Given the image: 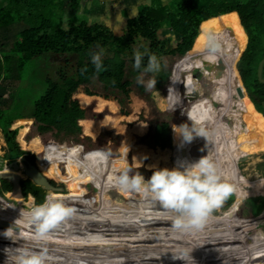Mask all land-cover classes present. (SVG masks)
Instances as JSON below:
<instances>
[{
    "label": "trees",
    "instance_id": "16d2710c",
    "mask_svg": "<svg viewBox=\"0 0 264 264\" xmlns=\"http://www.w3.org/2000/svg\"><path fill=\"white\" fill-rule=\"evenodd\" d=\"M79 1L72 0L74 13L65 23L64 0H0V126L9 162L17 164L23 158L58 190L71 192L79 204L101 210L100 223L112 226L106 236L117 243L136 232L116 227L128 221L123 220L126 209H132V220L137 222L159 221L157 210H165L163 206L145 210L159 204L123 187L119 177L124 170L148 180L157 169L199 160L194 150L202 137L184 143L173 125L195 123L210 134L208 117H232L221 137L217 132L211 143L205 140L197 149L200 158L210 155L229 172L234 168L236 173L244 154L264 151V82L258 77L264 59V0H131L136 14L125 13L112 26L78 14ZM105 2L90 0L85 5L88 14L93 17ZM18 21L26 27L12 36L11 43L4 35ZM167 28L174 34L168 36ZM100 48L104 54L97 71L91 56ZM137 51L142 55L139 69L133 67ZM152 55L161 65L158 73L144 71ZM238 60L240 77L234 67ZM232 69L239 85H234ZM192 75H199L214 93L221 94L225 109L213 107L212 102L209 116L201 101L204 97L193 93L192 98L187 90L193 86ZM153 77L155 88L148 90ZM9 87L18 88L12 100L5 95ZM221 145L232 152L225 166L215 153ZM0 179L2 191H14L11 180ZM242 182L241 190L264 186V179ZM22 187L25 197L33 195L29 206L35 197L38 203L44 201L42 186L24 179ZM64 196L49 195L62 202ZM251 198L264 209L262 197ZM218 223L219 218L212 217L199 230L213 239ZM61 228L70 229L62 222L52 231ZM99 232L82 239L75 229L65 237L72 234L78 246L93 249L106 242ZM215 249L230 264L225 249L219 244ZM263 258L258 252L255 259Z\"/></svg>",
    "mask_w": 264,
    "mask_h": 264
},
{
    "label": "rangeland",
    "instance_id": "374dc122",
    "mask_svg": "<svg viewBox=\"0 0 264 264\" xmlns=\"http://www.w3.org/2000/svg\"><path fill=\"white\" fill-rule=\"evenodd\" d=\"M64 1L67 2L64 5L66 10V13H64V18H65L64 21L66 23L74 12L71 7L72 0H64ZM138 1L148 2L149 0H138ZM88 3H90V0L79 1L80 5L78 8V14L85 15L86 17L90 16L91 20L103 22L109 26H112L115 23L119 24L120 21L124 19L125 13L129 15H134L137 12L136 9L137 6L131 0L128 1L107 0V2H105L104 9H102L100 12H96V10H94L95 14L93 15V17H91V15L88 14L89 12L87 11V6L85 7V5ZM95 8L98 9L97 6H95ZM58 11L62 12V9L59 8ZM25 27L26 25L24 21H18L17 23L12 24L11 27L6 31L4 38L5 39L11 38V43H12L14 40L12 36H17L18 34H20V32L24 30ZM166 31L168 36L174 34L170 28H167ZM238 63L239 60L236 62V64L234 63L233 64L235 70L238 72L240 77ZM232 71H233L232 79H234L235 81L234 85L235 86L236 84L239 85L238 84L239 79L236 76L237 74H235L233 69ZM263 75L264 73L262 74V78L259 76V69H258V77L261 82L264 81ZM198 76L192 75L191 78L194 81L193 86H189L187 88L188 91H192L191 97L193 98V93L200 94L201 96L204 97L201 101L203 106L209 111V116H211L210 103L212 102H213L212 103L213 107L219 108V110L225 109V107H223L224 103L222 102L220 96L221 94L214 93L205 83L202 82V80ZM17 89L18 88L16 87H9V89H7L5 95L9 100H12L11 97H13V95L16 93ZM222 115L223 114H221L220 116ZM225 116L224 117L222 116V118L220 119H214L212 117L210 118L208 117V120H210V123H208V128L211 129V133L207 141H209L210 143L211 141H213V137L215 134H217V132L221 137L222 133L225 132L223 130H225L226 125L231 124L232 117L228 118ZM217 117H219L218 114ZM219 121L223 122V124H220ZM199 127L201 126L199 125ZM219 132L222 133L220 134ZM205 140L206 138L202 137L199 146H197V148L194 150V155L196 156L197 159H200V157L197 155L198 154L197 149L199 147L204 146ZM217 147L218 148L215 149V153L218 157V160L223 161L225 166V159L229 155V152L227 151V148L224 145ZM7 152H8V146H7L6 138L0 126V171L4 169L15 170V168L11 166V163L9 162V158L6 157ZM17 160L20 165L17 172H19V174L22 176L21 182L24 179H30L33 183H35L30 177L27 176L25 172L26 170L25 164L27 163L21 157L18 158ZM238 169L240 170V172H238L239 176L233 181L236 184L237 191L234 193V195L230 197V201L229 200L224 201L208 217V219L212 217H215L217 219L219 218V223L215 228L217 236L214 237L213 239H210L202 230L191 229V230H187L188 232H190V236L187 235L188 241L184 237L186 234L176 233L179 232V229L175 230L176 228L174 227L172 219L170 218L172 214L168 209H165L164 211L157 210L158 216H160L159 221L157 219L151 218L149 221H141V222H137V220L134 219L132 220V216H131L132 209H126L127 212H125L124 214L125 217L123 220H128V221L125 222L123 225H119L116 227H123L121 231H124V229L128 227L129 229L134 228L136 232L135 231L118 232L117 235L132 234L134 232L135 233L133 235H128V237L125 240H119L117 243H113L106 236V231L110 230L112 226L106 227L100 223L102 217V214H100L101 210H98V208L95 207L91 209L83 204H79V202L73 199V195L71 192H63L61 190L47 189L44 187H42L45 190L44 201L51 194H54L56 192L62 193L66 195L63 197L64 200L63 202L67 206L72 207L74 209V212L71 217L63 221L64 224L67 225V228L70 229L61 228L60 231L58 232H53L51 230L49 232L48 239L38 240L35 238L36 233L34 226L30 225L26 218V213L31 207L27 204V201L30 200L31 196L33 195L29 194L27 197H25L23 193V195L17 196L14 194V191H2L1 189L3 188L2 187L3 180L0 179V198H1L0 211L2 212V214L0 215V220L5 225L3 232L11 227L17 233L15 241H13L10 238H6L4 235L0 237L1 238L0 255L2 256L1 252L5 250L4 245L7 244L8 248H12V249L20 248V249H28L34 252H44L47 257L46 264H77L74 261H70L69 258L67 259L63 258L61 262L59 259L53 257L51 254V248L59 243H64L63 246L66 245V247L74 246L75 248V245L71 243L74 242L75 240L74 237L72 238L73 235L71 234L69 238L65 237L66 234H69L75 229H77V231L80 233L82 239L87 238L85 237L86 234L91 235L94 234L95 231L100 230L99 233H103L104 236H106L105 244L100 247L103 246L117 247V246H121L122 243L126 241H132L134 239H140L149 236L154 232H156L159 227L161 228L160 232H162L163 234H167L166 237L170 238L173 241L170 242V246H169L173 250L172 251L166 250L165 252L164 251L161 252L162 250L161 249L159 250L161 254L158 255V257L164 258L165 255H167L168 260L171 262V264H211L217 261L218 258L223 259L221 264H229L226 260V257L218 256L214 253L217 244L221 245V247L225 249V251L227 252L226 256L228 257L227 259L230 262V264H245V263L264 264V258L260 260L255 259L258 252L264 254V252H262L264 250V209L262 210L261 208L256 207L253 203V199L251 198L254 196L262 197V200H264V186L261 184H256L255 185L256 190H253L252 188H248L247 186L242 190L239 188V184L243 183L242 181L256 182L257 180L264 179V151L253 155L244 154L237 161L236 173ZM247 197L250 198L247 199ZM34 202L35 204H41L37 202L36 197ZM158 206H162V205L156 204L150 207L145 206L144 209L145 210L151 208L155 209L158 208ZM139 208L140 211L143 212L144 210L143 207H139ZM73 222H75V224ZM141 223H148L152 225V227L150 229H145ZM236 224L242 227L238 229L236 228ZM145 227L147 228L148 226L145 225ZM1 233H2V229L0 230V235ZM66 239H68V241ZM87 247L88 245L86 246L85 249H88ZM100 247H94V248H100ZM150 250L152 252L154 251L152 249ZM183 250H188L191 252L190 261L186 262L176 257ZM147 255L156 257L152 253ZM1 256H0V262L1 264H5V261H2ZM78 258L74 257L75 260H77ZM81 258L82 257H80L79 260Z\"/></svg>",
    "mask_w": 264,
    "mask_h": 264
},
{
    "label": "clouds",
    "instance_id": "9594fccd",
    "mask_svg": "<svg viewBox=\"0 0 264 264\" xmlns=\"http://www.w3.org/2000/svg\"><path fill=\"white\" fill-rule=\"evenodd\" d=\"M104 49L100 48L91 56V61L97 71L102 66ZM133 67H141L142 55L134 54ZM161 65L155 55L149 58L145 72L158 73ZM142 81L138 78V83ZM157 80L153 77L147 83V89L155 88ZM179 102L177 100L176 104ZM174 104L171 109L176 105ZM190 119V118H189ZM191 120V119H190ZM174 133L182 142L190 143L195 137H209V132L203 127L191 126L187 123L173 125ZM125 169L119 177V183L125 187L137 190L148 196L151 201L162 205L171 212L173 225L179 230H199L206 223L210 214L236 191L235 169L231 172L223 169L212 156H202L193 163L182 164L172 169L162 168L153 172L148 180L139 174L130 176ZM74 209L55 197H48L43 203L31 206L26 213L27 221L35 228V238L48 239L49 232L73 215ZM16 223V222H15ZM6 238L15 241L17 233L10 227L3 232ZM5 264H46L44 252H34L28 249L6 248ZM190 251L183 250L178 256L186 262L191 260Z\"/></svg>",
    "mask_w": 264,
    "mask_h": 264
},
{
    "label": "bare ground",
    "instance_id": "6f19581e",
    "mask_svg": "<svg viewBox=\"0 0 264 264\" xmlns=\"http://www.w3.org/2000/svg\"><path fill=\"white\" fill-rule=\"evenodd\" d=\"M231 154L232 152L229 151V155ZM1 214L2 212L0 211V215ZM142 225L145 229H150L152 227V225L148 223H144ZM145 225L148 227L146 228ZM4 226L5 225L0 220V227H3V228H0V230L2 229V233L0 237L3 236ZM160 229L161 228L158 227L157 231L149 236H146L140 239H134L132 241H126L129 243L124 242L122 243L121 246H117V247L103 246L100 248L85 249V248L79 247L74 242H71V243L75 245V248L74 246L66 247V245L63 246L64 243H59L51 248V254L53 257L59 259L60 261L63 258H66V259L69 258L70 261H74L77 264L79 263H82V264H171V262L168 260L167 255H165L164 258L158 257V255H160L162 251L165 252L166 250L167 251L173 250L171 247H169L170 242H173V241L170 238L166 237L167 234H163L162 232H160ZM175 230H178V229H175ZM176 233L186 234L184 237L188 241L187 237L190 236V232H188L187 230H181V231L179 230V232H176ZM6 248H8L7 244L4 245V249ZM150 249L154 251L152 252ZM159 250H161V252ZM151 253L154 254L156 257L147 255ZM1 254L2 256L1 255L0 256H1L2 261H5L7 259L5 250L2 251ZM78 256L79 258L80 257L82 258L79 260ZM74 257L75 258L77 257L78 259L75 260ZM222 261H223L222 258H218L217 261L211 264H221Z\"/></svg>",
    "mask_w": 264,
    "mask_h": 264
},
{
    "label": "water",
    "instance_id": "95a60500",
    "mask_svg": "<svg viewBox=\"0 0 264 264\" xmlns=\"http://www.w3.org/2000/svg\"><path fill=\"white\" fill-rule=\"evenodd\" d=\"M263 68H264V59L262 60L260 67H259V76L261 78H262V74H263ZM245 90H246V88H245ZM11 166H13L15 168V170L4 169V170L0 171V178H7V179L11 180L14 184V194L17 196L23 195V187H22V182H21L22 176L19 174V172H17L20 165H19V163H17V164H11ZM25 166H26L25 172H26L27 176L30 177L35 182V184L42 186L44 188H47V189L58 190V188L53 186L50 183V181L48 180V178L34 164L27 163V164H25Z\"/></svg>",
    "mask_w": 264,
    "mask_h": 264
},
{
    "label": "flooded vegetation",
    "instance_id": "af4514ba",
    "mask_svg": "<svg viewBox=\"0 0 264 264\" xmlns=\"http://www.w3.org/2000/svg\"><path fill=\"white\" fill-rule=\"evenodd\" d=\"M238 175H239V174H238ZM238 175H237V176H238Z\"/></svg>",
    "mask_w": 264,
    "mask_h": 264
}]
</instances>
